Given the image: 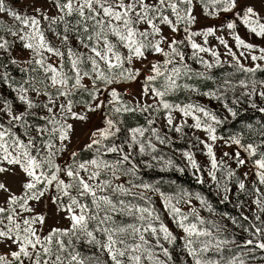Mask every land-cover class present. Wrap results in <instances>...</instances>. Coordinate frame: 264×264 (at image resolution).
Returning <instances> with one entry per match:
<instances>
[{
	"label": "snow or ice",
	"instance_id": "snow-or-ice-1",
	"mask_svg": "<svg viewBox=\"0 0 264 264\" xmlns=\"http://www.w3.org/2000/svg\"><path fill=\"white\" fill-rule=\"evenodd\" d=\"M18 3L0 0V264H264V120L218 135L264 114V46L240 34L264 41V0ZM201 16L222 23L197 28ZM90 114L100 125L73 147ZM218 142L235 151L218 157ZM154 169L191 171L238 215L162 190ZM49 206L67 226L48 225Z\"/></svg>",
	"mask_w": 264,
	"mask_h": 264
},
{
	"label": "rangeland",
	"instance_id": "rangeland-1",
	"mask_svg": "<svg viewBox=\"0 0 264 264\" xmlns=\"http://www.w3.org/2000/svg\"><path fill=\"white\" fill-rule=\"evenodd\" d=\"M9 2L10 3H15L16 0H9ZM16 7L17 8H24L25 7V0H20V3L16 4ZM220 23H222V19L213 20V19H208V18H205V17H202L201 16L198 24L196 25V27L197 28H203V27L211 26L213 24H220ZM240 34L246 40L247 39H250L251 42H253L255 44H258V45H261V46H264V41H262V40H260L259 38H256V37H249V35L246 33V31L243 28L240 29ZM213 43H215V41H213ZM13 55H16V53H13ZM24 55H27V54L25 53ZM14 75L17 78H19V76L21 74H18V75L14 74ZM257 75H258V78H264V74H259L258 73ZM222 77H223V75H221L220 77H216V78H217V80H219ZM200 86L202 87V89H206L208 87H214L212 81H208V82L201 83ZM124 87L129 88L131 90V93L132 94H138L139 93V84H132V85L124 86ZM238 91H239V89H238ZM125 98L126 99H130L131 98V95L126 96ZM202 102L205 105H207L208 107L216 110L221 116L228 115L226 112L223 111V109L220 108V106L215 101H209L207 98H203ZM249 110H252V109L248 108L247 111H249ZM229 119H231V118L229 117ZM257 121H261V120H256L252 124L253 125H256L257 124ZM189 122L191 123V121H189ZM100 123H101V116L99 114H90V121H89L88 124H85V125H79L78 124L77 125V131H76V135L73 138V145L72 146L73 147H80V146H82V144L87 141V135L86 134L89 132V130L90 129H93L96 126H99ZM133 123L134 122H132V124ZM225 124H223L222 126H220L218 128V135H221V136H224V137H228V136H230L232 134H235V133H238V132H241V131H246L245 126L248 123L237 124L236 126H229V125L226 126ZM129 125H131V124H129ZM135 125L136 124H134L132 126H135ZM197 135L203 136V133L198 132ZM246 142H247V136H246ZM177 143H179V144H177V145L175 144L174 145V148L175 149L186 150L188 148L187 141H180V142H177ZM164 151L167 152L168 155L173 156L176 159V162L178 164H181L183 166V161L179 157L178 152H175V151L169 150V149H165ZM224 151L233 152V151H235V146H233V147H227V146L223 145L222 142H218V144L216 146L217 156L218 157L222 156V154H223ZM196 157H197L198 161L200 162V164L202 166H204V167H207L208 166V159H207V157L202 152L197 151L196 152ZM232 167L235 168V164H232ZM250 168H251V162H249V164H248L247 167L241 168L239 171L241 173H243V172L249 171ZM157 171H159V170H157ZM164 173H179V172L170 171V172H164ZM185 173H188V175H190L191 177L194 178V176L192 175L191 171H186ZM145 179H147L149 181L161 180L162 181V183H161L162 190H164L166 192H173V191H175L177 189V187H183V188H186V189H188L190 191H193V192L199 191L202 194H204L200 189H198V188H196V187H194V186H192L190 184H185V183L177 182L176 180L171 179L169 176H166L165 178L160 177L158 179H149L145 175ZM252 179H254V177L250 175L249 182ZM173 181H175L174 184L172 183ZM210 188L212 189V191L217 196L215 187L212 186ZM14 190H18V188L15 187V184H14ZM217 197L220 200V197L219 196H217ZM157 204H159V201H157ZM234 204H235V199L233 198L232 203H230L229 205H231L232 207H234ZM38 210H41V209L38 208ZM43 210L48 213V225L49 226H53V225H55V226H62V227L63 226H67V221L62 220L61 216H59V215L56 214V209H55L54 206H49L47 208H43ZM205 215H207V214L205 213ZM229 227H232V226L229 225ZM233 230L238 233V236L240 238H243V235L244 234L242 232H240L238 229H233ZM226 255H227V253H226Z\"/></svg>",
	"mask_w": 264,
	"mask_h": 264
},
{
	"label": "trees",
	"instance_id": "trees-1",
	"mask_svg": "<svg viewBox=\"0 0 264 264\" xmlns=\"http://www.w3.org/2000/svg\"><path fill=\"white\" fill-rule=\"evenodd\" d=\"M6 62V61H5ZM12 66H10L11 68ZM232 71L231 68L228 66H225L224 68L221 69H215L214 73L216 77H220L221 75H224L227 72ZM14 74L18 75L19 73ZM256 120H264V114H260L256 112L255 110H249V111H244L241 113V115L236 119L232 120L229 119L228 122H226V126H236L237 124H243V123H253ZM143 123V117L137 116L130 118L128 123L132 125L136 124L137 122ZM132 122H134L132 124ZM179 143H176V145ZM146 176L149 179H158L160 177L165 178L166 176H169L171 179L176 180L177 182L185 183V184H190L198 189H200L206 196L207 198L213 203V205L220 211V212H228L232 215H238V211L236 208L232 207L229 204H221L219 201V198L215 195V193L212 191V189L207 185H201L196 182V180L188 175V173L180 174V173H164L160 172L157 170H150L146 172Z\"/></svg>",
	"mask_w": 264,
	"mask_h": 264
}]
</instances>
